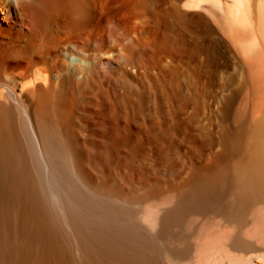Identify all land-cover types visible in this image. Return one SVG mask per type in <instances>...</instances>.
Here are the masks:
<instances>
[{"label":"bare ground","instance_id":"obj_1","mask_svg":"<svg viewBox=\"0 0 264 264\" xmlns=\"http://www.w3.org/2000/svg\"><path fill=\"white\" fill-rule=\"evenodd\" d=\"M0 264H264V0H0Z\"/></svg>","mask_w":264,"mask_h":264},{"label":"clouds","instance_id":"obj_2","mask_svg":"<svg viewBox=\"0 0 264 264\" xmlns=\"http://www.w3.org/2000/svg\"><path fill=\"white\" fill-rule=\"evenodd\" d=\"M23 2L25 3L26 6H29L33 3H38L39 6L43 7L46 5V0H23ZM13 3H17V0H13ZM53 10H58L59 8V3H55L53 6H52ZM38 24L39 22L38 21H35L33 22V27H38Z\"/></svg>","mask_w":264,"mask_h":264}]
</instances>
